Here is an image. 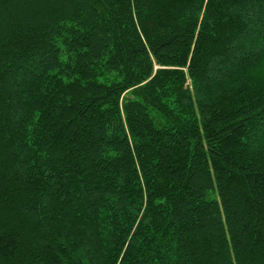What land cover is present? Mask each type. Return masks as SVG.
Wrapping results in <instances>:
<instances>
[{"label": "trees", "instance_id": "16d2710c", "mask_svg": "<svg viewBox=\"0 0 264 264\" xmlns=\"http://www.w3.org/2000/svg\"><path fill=\"white\" fill-rule=\"evenodd\" d=\"M0 264H264V0H0Z\"/></svg>", "mask_w": 264, "mask_h": 264}, {"label": "rangeland", "instance_id": "374dc122", "mask_svg": "<svg viewBox=\"0 0 264 264\" xmlns=\"http://www.w3.org/2000/svg\"><path fill=\"white\" fill-rule=\"evenodd\" d=\"M253 35L255 36L256 33H253ZM246 46H247V45H246ZM255 49H256V48L248 47V46H247V48H246L245 50H243V52H244V53H245V52H246V53H248V52H253ZM241 52H242V51H241ZM243 52H242V53H243ZM228 65H230V64H229L228 62H226L223 66L220 67V70L224 69V68L227 67ZM220 70H219V71H220ZM213 72H216V71H213ZM213 72H212V73H213ZM252 144H253V143H252Z\"/></svg>", "mask_w": 264, "mask_h": 264}]
</instances>
